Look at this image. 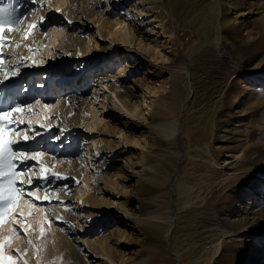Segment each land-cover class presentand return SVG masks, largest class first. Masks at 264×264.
Instances as JSON below:
<instances>
[{"label":"bare ground","instance_id":"1","mask_svg":"<svg viewBox=\"0 0 264 264\" xmlns=\"http://www.w3.org/2000/svg\"><path fill=\"white\" fill-rule=\"evenodd\" d=\"M68 1L14 0L17 3L15 8L23 17L20 18L19 23L12 26L11 31L7 25L3 31H0V36L3 37V42L0 44V59L3 61L0 63V111L10 110L17 105L23 108L22 111L12 112L5 120L4 127L9 130L8 136L11 133V139L14 141L12 146H16V136H18L13 129L16 125H25L29 122L28 128L31 133L28 135V140L31 141L43 132L38 131L39 129L33 130L34 123L43 125V130L55 127L59 132L58 137L53 140L57 142L56 145L52 144V132L42 136L44 146L48 145L51 151L53 148L58 149L59 158L56 155L48 156L40 165L46 171L42 173L40 168L39 173L32 174L37 178H43L42 182L45 186L50 178L59 185L56 192L60 195L47 196V200H50L47 208L49 216L51 213L54 214L51 216L53 221L64 232H58L54 239L46 240L39 239L38 233L37 236L35 235L34 231L41 227V222L48 215L45 212V204H40L36 215H32L27 207L32 197L28 200L29 188L26 187L15 202L17 206L6 214L7 218L3 224H0V242L4 243L3 252L9 256L6 246H12L10 243L13 242L17 252V256L13 258L16 264H76L67 262L69 250L65 246V239L68 236L80 249L83 245L84 233H89L91 225L95 221H101L104 216L120 218L121 223L133 230L132 232L139 231L145 234L164 232L169 251L170 241L172 242L176 232V218L168 208L159 205L168 189L167 180L171 168V165L166 166L162 159L167 148L176 146L180 133L184 131L189 133L184 121L186 117H183L188 113L190 100L188 96L193 90L192 71H189L188 66L179 68L175 71L171 83L164 86L161 97L151 98L145 90H142V98L135 104L121 97L122 91L116 92L112 86L109 87L105 82L106 77L98 81L94 91H90L87 87L86 74L100 70V65L112 69V62L118 60V73L124 74L127 70L126 67L121 66L123 63L121 56L112 53L95 61L94 64L97 66L93 64L89 67L84 66L82 70L70 72L67 68L71 65L69 58L75 61L78 57L77 53L83 42L81 33L68 34L64 41L59 40L56 49L52 52L49 45L55 44L58 35L53 32L50 34L43 32L49 24L47 12L54 11L56 6L60 7ZM76 1L81 6L79 19L89 14L95 20L105 14L107 9L114 12L123 8L125 12H119L122 18L111 20L108 26L110 33L114 35L113 40L122 45L121 52L123 56H128L127 60L132 59L136 53L139 57L144 56L139 49L147 43L149 38L147 32L164 34L166 38L174 36V30L168 24L167 19L170 15L165 0ZM3 2L6 0H0V3ZM75 2L70 0V5L63 10L70 22L76 21L72 17L76 7ZM169 5L174 8L179 2L171 0ZM211 5L213 8L222 7L226 13L240 12L234 17L241 18L235 20L240 30L248 28L246 25L248 20L253 21L256 16L264 13V0H211ZM42 17L45 19L42 20ZM30 24H36V27L29 30ZM95 43L97 46L96 40ZM107 51L109 50L105 48L97 50L98 53L103 54H107ZM43 55H48V58L42 57ZM137 60L136 67L141 65V61ZM132 66L135 68L134 65H129ZM23 82L27 85L23 86ZM184 86L187 95L184 94ZM260 90L259 86L253 84L247 93L252 98L254 91ZM52 91L65 95L64 99L54 107L56 119L59 120L56 126L50 120L43 119L47 114V108L50 107L48 103L43 99L35 100L40 93L45 97ZM27 93H29L30 105H25L27 101L24 96ZM93 101L100 102L103 108L119 114L118 120L124 126V128L120 127L113 136L120 145H123L122 151L131 155L121 160L123 165L117 174L110 173L109 168L112 166L106 160L107 155L114 151L113 146L100 145L99 135L94 138L91 134L86 135L87 140L91 141L86 145L88 147L86 150L78 143L80 128L90 120L89 112L92 111ZM232 115L231 125L234 126L229 130L216 132L219 142L215 145L209 144L205 139L209 132L198 130L199 140L204 147L195 155L198 159L193 160L192 170L176 183L175 188L178 189L179 203L183 208L194 213H206L207 216L201 218L203 226L216 227L207 231L213 254L221 245L223 248L227 247V242L234 236L250 237L251 242H242L238 248L233 247L225 254L228 262L264 264V248L260 247L258 242L263 237L260 243L264 244V145L248 139L250 135L242 129L244 123L250 120L251 113L248 108L239 106ZM100 118L104 117L97 115V124L100 123ZM209 119L215 122L217 116L210 115ZM199 122L201 128L202 119H199ZM97 124L94 123L93 127H97ZM132 128L140 133L135 132L136 134L130 135L128 130ZM91 129L92 127H87L86 131L89 132ZM91 169L92 177L83 180L91 187L90 181L93 176L96 177L99 184L96 189L98 195L85 197L78 189L79 180L85 176L84 170ZM93 169H98L99 172ZM46 190L43 194L49 195ZM33 192V197L45 199L37 192ZM76 197L81 199V203L75 202ZM121 198H125V202L120 201ZM132 202L136 203V213L128 207ZM111 204L117 207L114 205L115 207L112 208ZM56 209L60 213L57 214ZM110 210L115 211L110 212ZM17 213L21 216L18 217L19 214L16 216ZM218 213L219 218L215 221L208 220ZM24 215L28 218L24 222L28 226L26 235L22 232L13 235L16 231L12 228L13 220H21L22 223ZM24 239H26L25 243L22 244ZM117 241L125 250L131 248V244L124 242L123 239L119 238ZM84 242L88 252L97 257L99 253L91 243L86 240ZM98 243L102 251H105V241L100 239ZM137 245L151 255L158 254L161 248L159 243L151 238L138 242ZM175 254L179 258V264H183L181 255L178 252ZM108 262L107 259H101L102 264H109ZM142 263L139 261L138 264Z\"/></svg>","mask_w":264,"mask_h":264},{"label":"rangeland","instance_id":"2","mask_svg":"<svg viewBox=\"0 0 264 264\" xmlns=\"http://www.w3.org/2000/svg\"><path fill=\"white\" fill-rule=\"evenodd\" d=\"M177 1L179 5L172 8L169 5L171 0H165V5L170 15L167 20L168 24L174 30V36L166 38L164 34L147 32L149 33L147 43L139 49V52L144 56L139 57V54L136 53L130 60H127L128 56L122 55V45L113 40L114 35L110 33V26H108L111 20L122 18L120 13L125 12L123 8L114 10V12H112L113 10L107 9L108 11L101 15L99 19L96 18L94 20L89 14L85 18L79 19L81 6L74 0L76 7H74L72 17L76 21H72L70 25L68 23L70 20L63 13V10L70 5V0L60 7L56 6L54 11L47 12L49 24L44 28L43 32L45 34L53 32L58 35L55 44L49 45L52 52L56 49L59 40L64 41L68 34L77 35L81 33L83 35V42L77 53L78 57L75 59L76 62L72 61L71 57L69 58L71 65L67 68L70 72L82 70L84 66L89 67L101 57H108L112 53H117L123 59L121 66L126 67L127 70L124 74L118 73V60L112 62V69L100 65V70L98 69L86 74L88 81L87 87L90 91H94L98 81L106 77L105 82L108 83L109 87L112 86L116 92L122 91L123 94L121 97L129 103L135 104L140 102L142 90H145L146 94L151 98L156 96L161 97L164 86L166 87L171 83L175 71L179 68L188 66L189 71H192L193 80V90L190 91L188 96V99H190L187 108L188 113L186 115L184 114L183 117H186L184 121L186 128L189 129V133L186 131L180 133L176 141V146L174 148L173 146L170 148L166 147L167 149L164 151L165 157L162 159V162L166 166L168 164L171 165V168L167 180L168 189L164 194V200L159 205L168 208L174 218H176V232L172 242L170 241L169 251L164 238V232L158 234H145L139 231L132 232L133 230L121 223L120 218L104 216L101 221H95L91 225V231L89 233H84L85 236L82 238L83 245L80 249L67 236L64 241L65 246L69 250L67 262L71 261L76 264H102L101 259H107L109 264H138L139 261H142V264H176V262L179 264V258L175 254L178 252L181 255L183 264H241V262H228L225 254L229 253L233 247L238 248L242 242L248 243L252 241L250 237L234 236L233 239L227 242V247L223 248L221 245L218 251L213 254L210 248L212 244L211 239L208 238L209 234L207 231L208 229L212 230L216 227L205 228L203 226L201 218L207 216L206 213H194L181 206L179 203L180 194L178 189L176 190L175 185L188 171L192 170L193 160L198 159L195 155L199 149L204 147L199 140L198 130L209 132L205 139L209 144L215 145V143L219 142L217 141L218 137L216 138V132L229 130L234 126L231 125L232 113L239 106L248 108L251 113L250 120L248 123H244L242 127L245 133L250 135L248 139L256 140L264 145V13L256 16V19L253 21L251 19L248 20L246 23L248 28L246 30H240L235 20H241V18H234L240 12L235 14L231 12L226 13L222 7L213 8L211 0ZM16 4L13 0L14 7H16ZM182 13L185 14L182 15ZM21 14V12H18L19 18L23 17ZM95 40L98 42L97 46ZM97 47L105 48L109 51H107V54L98 53ZM42 57L48 58V55H43ZM137 59L141 61V65L136 67ZM129 65H134L135 68L133 66L129 67ZM253 84L259 86L261 90L254 91V97L250 98L247 92ZM22 85L26 86L27 84L23 82ZM49 86L51 85L49 84ZM23 89L26 90L25 88ZM107 90L108 92L110 91L109 88ZM40 94L35 100L43 99L50 106L47 108V114L43 119L44 121L50 120L56 126V123L59 124V120L56 119L57 115L54 112V107L64 99L65 95L55 91L48 92L45 97ZM184 94L187 95L185 86ZM24 98L27 101L25 105H30L28 101L29 93L25 94ZM91 110L89 112L90 120L79 130L80 138L78 143L80 145L82 144V148L86 150L88 148L86 145L91 143L90 140H87L86 135L91 134L94 138L99 135L98 138H101L100 145L109 144L113 146L112 149L114 151L109 153V156L107 155L106 160L112 166L109 168L110 173L117 174L123 165L121 160L123 161L131 155V153L122 151L123 145H120L118 140L113 136L120 127L124 128V126L118 120L119 114L113 113L110 109L103 108L100 102H94L91 105ZM213 114L217 116L215 122L209 119V116ZM97 115L104 117L100 118L101 121L99 124H97ZM199 119H202L201 128L198 125L200 123ZM28 123L13 127L14 132L18 134L16 136V146H11L13 150L18 145L30 150L29 159L23 164L20 163L19 157L13 159V164L16 165L14 171L18 173L23 172V175L14 177L16 180L15 186L29 188L28 182L33 181L34 184L31 185L33 191L43 197H56L60 195L59 192H56L59 189L57 182L55 183L50 178L48 184L45 186V183L42 182L43 178H37L32 173H39L38 171L41 168L42 161L48 156L56 155L59 158L58 149L53 148L51 151L48 145L44 146V138H42L44 134L52 132V144L56 145L57 142L53 140L58 137L59 132L55 127L49 130H43V125L34 123L35 128L33 130L39 129L38 131L43 132L32 141L28 140L27 142L21 143L23 137L31 133L30 128H28ZM94 123L98 126L93 127ZM3 124L5 125V121ZM87 127H92L91 131L87 132ZM128 131L130 135L136 134L135 132L140 133L134 128ZM100 132L107 134L105 135ZM102 137L104 138L103 140ZM8 140L12 141L11 133L8 136ZM32 151H39L41 153L35 161L31 159ZM93 170L99 172L98 169ZM84 171L85 176L79 180L80 184L78 189L81 190L80 194H83L85 197L98 195L96 189L99 184L96 181V177L93 176V179H91V187L83 180L86 177H92V169L90 171ZM8 179V176H5L3 180L0 178L5 184ZM45 189H47L46 192L49 195L43 194ZM74 199L75 202L81 203L80 198L76 197ZM44 201L45 199H39L36 196H32L31 200H29L27 207L33 216L36 215L40 204L46 205L44 207L48 215L41 222V227L35 231L32 228V231H34L36 236L38 233L39 239H54L56 233L64 232L53 221L51 216L54 214L51 213L49 216L47 205L50 200H47V202ZM120 201L125 202V198H121ZM114 205L111 204L112 208L117 207V205ZM135 206V202L128 204L130 210L136 213ZM56 211L57 214L60 213L58 209ZM114 211L110 210V212ZM17 215L18 217L21 216L20 213H17ZM217 218H219V213L217 216L208 218V220L215 221ZM22 219V223L21 220H13L12 228L16 230L13 235L17 232H22L26 235L25 231L28 226L24 222L28 218L24 215ZM37 222L39 223L40 220ZM17 229L21 231H17ZM41 229H43V235H41ZM119 238L123 239L124 242L130 243L131 248L127 250L122 248L117 241ZM149 238L159 243L161 247L156 255H151L149 252L141 250L140 246L137 245L138 242L148 240ZM100 239L105 241V251H102L98 243ZM25 240L22 241V244L25 243ZM85 240L91 243L95 251L99 253L97 257L88 252V248L84 245ZM262 241L263 237L258 242L260 247L262 246L264 248V244L260 243ZM10 245L12 246H6V251L9 252V256L14 258L17 256V252L14 249L15 244L11 242ZM103 253H106L108 256Z\"/></svg>","mask_w":264,"mask_h":264},{"label":"snow or ice","instance_id":"3","mask_svg":"<svg viewBox=\"0 0 264 264\" xmlns=\"http://www.w3.org/2000/svg\"><path fill=\"white\" fill-rule=\"evenodd\" d=\"M34 2V0H33ZM59 11V10H57ZM18 9L13 6V0H6V2L0 3V31H3L5 26H9V31L12 30V26L20 22V18L17 15ZM42 20L45 18H41ZM68 23H71L70 21ZM36 27V24L28 25L29 30ZM27 38V37H25ZM3 42V37L0 36V44ZM2 59H0V63H2ZM23 108L20 105L7 110L0 111V178L8 176L9 179L5 184L2 180H0V224L4 223L6 214L12 212V210L17 206L16 200L23 193V187H16V180L14 177L18 175H23V172L14 171L16 165L13 164V159L16 157L20 158V163L23 164L29 159L30 150L25 149L21 146H17L15 150L11 147L14 144V141L8 140V129L4 127L2 123L7 119L12 112L22 111ZM29 139L28 135L23 137V141L21 143L27 142ZM41 153L39 151L31 152V159L35 161ZM46 169L41 168V172H45ZM67 179V178H66ZM29 190L28 196L31 198L34 195L31 185L34 184L33 181H29ZM38 190V189H37ZM47 202V197H45V201ZM17 231H21L17 229ZM41 235H43V229H41ZM11 238H9L10 241ZM4 243L0 242V264H16V261L12 256H6L3 252Z\"/></svg>","mask_w":264,"mask_h":264}]
</instances>
